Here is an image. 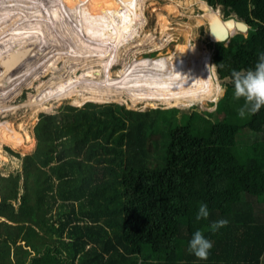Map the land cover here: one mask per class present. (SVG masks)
Listing matches in <instances>:
<instances>
[{
	"label": "trees",
	"instance_id": "1",
	"mask_svg": "<svg viewBox=\"0 0 264 264\" xmlns=\"http://www.w3.org/2000/svg\"><path fill=\"white\" fill-rule=\"evenodd\" d=\"M202 1L248 27L209 44L227 89L211 120L93 103L39 114L34 151L0 177V264H262L264 107L238 115L231 73L264 52V0ZM197 230L207 260L188 251Z\"/></svg>",
	"mask_w": 264,
	"mask_h": 264
},
{
	"label": "bare ground",
	"instance_id": "2",
	"mask_svg": "<svg viewBox=\"0 0 264 264\" xmlns=\"http://www.w3.org/2000/svg\"><path fill=\"white\" fill-rule=\"evenodd\" d=\"M17 1L18 5L17 7H15L9 6V4H4V0H0V30L2 31L3 27L5 29L8 27L12 28L8 29L7 32H5V34L7 35L3 38L2 42H13L16 38H18L19 36L16 37V35L18 34L16 29H18L19 27L24 31L29 30L30 33H32L33 30L43 32V24L39 26L38 24L34 23L35 20L39 21L40 23L45 22L43 27L46 29L49 37L53 33L50 29L51 21L59 20L63 23L64 26L65 24H67V27L64 28V33L69 34L70 32H72L75 39H77L73 40L74 42L71 43L77 44V41L79 42V45L77 44V50H72L68 47L64 51V53H70V56H67L66 54V58H69L70 63H73L75 67L69 68V71L65 70L66 75L64 76L61 74L62 76L58 80L52 82L50 81L49 83L41 82L40 85H37L35 88L37 92L36 95L29 96L27 99L28 104L26 105H28L29 107L34 106L39 110L47 109L48 105L45 106V104L48 100H61L72 97H74V101H72V103L76 106L82 105L85 102L103 104L114 100L119 101L120 103H126L127 100L128 102L138 100H160L164 103H170L171 100H176L184 96H190L194 98L198 80L209 75V56H206L205 53H201V56L205 55L203 57L202 66L198 68V70H194L193 68H191L190 70H192L193 73L192 75L190 73L191 76L189 78L183 77V73H185V70H187L185 69V62L189 58L191 59V54L193 51L192 49L191 51L190 48H188V44L185 45L186 47L184 46V49L187 50V54H182L174 51L172 53L170 52L167 56H162L159 54L157 55L159 57H156L155 59H147L143 57L139 58L135 56L141 54L143 51L139 50L145 48V46L148 44L151 46L150 48H152L148 52H155L164 48L169 38L167 35L169 23L165 18H162L160 38L157 39V37H154L148 32H145L142 36L138 37L140 30L143 29L144 24L146 23L144 21L145 18L142 14L143 0ZM20 2L23 3V6L19 7ZM92 2L98 4V10H91L90 7L92 5ZM198 4L199 9L203 12V14L201 15L202 18L206 19V21L208 22V26L210 29V40L213 42H217L220 39L224 38V33L221 30V20L218 18L217 14L214 13V10H212L202 0H198ZM14 8H17L18 10H16V13L14 12L12 14V12L15 11L13 10ZM167 8L169 12H176V7L172 5L168 6ZM100 10H103L104 12H106V14H112V19H117L120 24H113V20H111L109 16L96 15L100 13ZM16 17L19 18V20H17L18 23L17 21H13V23L12 20L14 18L16 19ZM68 20L69 22L66 23V21ZM75 23H83L85 24V28H81L80 30H78V28L73 25ZM106 23H108L110 27H112V32L108 30V32H111L112 35L105 33L104 26ZM15 24H18L19 27L16 26L18 28H15ZM14 29L16 32H13ZM100 32L107 35H101ZM10 33H13V35H15L8 38V35H10ZM89 34H96L97 37L89 36ZM0 35H4V30L2 31V33H0ZM56 36L58 37L57 32ZM42 37L45 38L44 36ZM66 37L68 38V36ZM163 37H166V39H164ZM34 40H36V38H34ZM131 48L134 49V52L131 51L134 57L127 61V58H124L123 54L124 52L127 53L126 51L129 49L131 50ZM46 55L47 54H44V56ZM52 55L54 56L53 53ZM22 56H20L18 60H14L13 63H19L20 65L27 63L26 61L29 55H27V59L19 61ZM14 57L15 56H13L12 58ZM58 57H61V54ZM63 58L65 59V57ZM61 59L62 57L60 58V60ZM46 60L47 57H45V60L41 61L45 62ZM58 61L59 60L56 58L54 61H52V64L50 62V66H52V68L56 67ZM66 62H68V60ZM39 64H41V62H39ZM52 68L47 69L44 74H42V76H45L47 73H49ZM115 68L117 69L114 70ZM30 70L24 68L21 71L17 70L14 73L10 72V75H7L8 78L6 80L7 83H5V86L2 82L3 78H1L0 76V97H3L2 93L3 91H5L8 83L10 82L9 79L11 76L14 77V83L16 84H18L19 82L23 83L27 80L24 84L27 83V85H31L33 82L32 77L33 79H38V77L35 76L28 78L30 76ZM166 71H170L171 75L174 73L179 74V78L170 79L169 76L166 77L165 74H161ZM157 79L164 81V84H156L155 80ZM12 91H14V88L12 89ZM14 93H18V90L14 91ZM13 96L15 97L16 94H13ZM123 96L126 97V100L123 99ZM32 111H34V109ZM6 132V136H9L8 141L14 140V138L11 136L12 133L10 131ZM27 138L29 139L28 135ZM32 144L33 143H31V145Z\"/></svg>",
	"mask_w": 264,
	"mask_h": 264
},
{
	"label": "rangeland",
	"instance_id": "3",
	"mask_svg": "<svg viewBox=\"0 0 264 264\" xmlns=\"http://www.w3.org/2000/svg\"><path fill=\"white\" fill-rule=\"evenodd\" d=\"M43 1H46V0H43ZM12 2H14V0L13 1L4 0V4H7V5L9 4V6L17 7L18 1L15 0L16 3L15 2L12 3ZM170 5L176 7V12L168 11L167 7ZM20 6H23V3L20 2L19 7ZM209 7L212 10H214V13L217 14L220 20H224L223 6L214 5V6H209ZM90 8L91 10L92 9L98 10L99 6L97 3L92 2V5ZM13 10L15 11H13L12 14L14 12L16 13L17 12L16 10L18 9L14 8ZM142 11H143L142 14L145 18L144 21L146 23L144 24L145 29L143 27V29L140 30L138 37L142 36L145 32H148L152 34L154 37H157V39L160 38V33H161L160 31L162 28L161 22H162V18H165L169 23V26H168L169 29L167 30V35L169 38L164 48L158 51H155V52L154 51L148 52L149 50L152 49L150 48L151 46L148 44L145 46V48H142L139 50V51H143L141 54L135 55V56L139 58L143 57L147 59H155L156 57H159L157 56L159 54L162 56H167L170 52L172 53L174 51H177L182 54H187V50L184 49V46L188 44V48H190V50L192 49L193 51L191 50L192 51V54H191L192 57L190 56L191 59L189 58L185 62V69L187 70H185V73H183L184 75L183 77L189 78L193 73L192 70L190 69L193 68L194 70H198V68H200L203 64L202 63L203 57L205 55L201 56V53H205L206 56H209V54L211 53V50H210L211 48L209 47V44L215 43L211 41L209 38L210 29L208 26V22L206 21V19L202 18L201 16L203 12L199 9L198 0H143ZM96 15L109 16L111 20H113V24H116V25L120 24L117 19L115 18L112 19V14H106V12H104L103 10H100V13ZM17 20H19L18 17H16V19L14 18L12 22L13 21L15 22ZM38 22L39 21L35 20L34 23L38 24L39 26H41L42 24L44 25L45 23V22L44 23H40V22L38 23ZM67 22H69V20L66 21V23ZM43 25H42L43 32H38V31L33 30V32L30 33L29 30L28 31L21 30L18 24H15L14 26L15 28L19 27L18 29H16L18 33L16 37L18 36L19 37L16 38L13 42H9V41L8 42L3 41L4 43L2 42L3 38L7 35L5 34V32H7V30L10 29L11 27L10 28L8 27L6 29L3 27L2 31L4 30V35L3 36L0 35V76L1 78H3L2 80V82L4 83L3 85L5 86V83H7L6 82L8 78L7 75H10V72L14 73L17 70L21 71L24 68L28 70L31 69L30 76L28 78H31L32 76L38 77V79H33L32 77V81H33L32 84L27 85V83L24 84L27 80L24 81L23 83L21 82H19L18 84L14 83L15 81L14 77L11 76L9 79L10 82L8 83L5 91H3L2 93L3 97L2 96L0 97V107H2L0 108V112H1L0 114V177L6 176L8 174H15V173L20 172L21 164H22L21 158L25 155L31 154L34 151L35 146H36V140L33 135V128H34V125L38 121L39 114L41 113L54 114L65 106L82 108L84 104L92 103V102H85L82 105L76 106L72 103V101H74V97H72V98L61 99V100H54V99L48 100L45 104V106L48 105L47 109L39 110L38 108L34 106L29 107L28 105H26L28 104L27 102L28 97L36 95L37 92L35 88L37 85H40L41 82L49 83L50 81L52 82V81L58 80L60 79L62 75L64 76L66 75L65 70L69 71L70 70L69 68L75 67L73 63H70L69 58H66L70 53L69 52L64 53V51L68 47L71 48L72 50H77L78 49L77 44L79 45V42L77 41V44L71 43V42H74L73 40H77L73 36V33L72 32H70L69 34L64 33V28L67 27V24H65L64 26L61 21L52 20L50 23V26H51L50 29L52 30L53 33L50 37L47 34V31L43 27ZM73 25L76 26L78 30H80L81 28H85V24L83 23H79V24L75 23ZM104 29H105V33L112 35L111 33L112 27H110L108 23L105 24ZM108 30H110L111 32H108ZM2 31L0 33H2ZM16 31L15 29L13 30V32H16ZM56 32L58 33V37L56 36ZM100 34L107 35V34H102L101 32ZM14 35L13 33H10V35H8V38ZM42 36H44L45 38H43ZM66 36H68V38ZM89 36L97 37L96 34H89ZM33 37L36 38V40H34ZM163 38L166 39V37H163ZM31 41H34V42H31ZM131 51L134 52V49L131 48V50L129 49L126 51L127 53L124 52L123 54L124 58L125 57L127 58V61L134 57ZM52 53L54 54V56L52 55ZM59 53L61 54V57H62L61 60H60L61 57H58L60 56ZM188 53H189V50H188ZM44 54H47L49 56L47 55L44 56ZM27 55H29L28 59L26 58ZM13 56L15 57L12 58ZM20 56L22 57L20 58L19 61L27 59L26 61L27 63H25L26 65L25 64L20 65L19 63H16V64L13 63V61L18 60ZM45 57H47V60L45 62L41 61V60H45ZM63 57H65V59ZM52 58L54 60L56 58L59 60L58 63L56 64V67H53V68L52 66H50V62L52 64L53 63L52 61H54ZM67 60L69 63L66 62ZM38 61L41 62V64H39ZM62 62H65L67 64L62 63ZM210 62H211L210 63V76H211L212 75L211 72L213 70L215 73V67L212 64L211 60ZM30 64H31V67H30ZM62 64L63 65L65 64V65L63 66ZM27 65L29 68L27 67ZM45 66H48V67H45ZM49 68H52V70L49 71V73H47L45 76L44 75L42 76V74H44V72ZM116 69L117 68H115L114 70ZM161 74L162 75L165 74L166 77L169 76L170 79L179 78V74L174 73L171 75L170 71H166ZM210 76L207 75L198 80L197 89L195 91L194 98L190 96H184L176 100H171L170 103H164L163 101L161 102L160 100H155V101L138 100V101H129V102L127 100L126 103H120L119 101L114 100V101L106 102L103 104H99V103H93V104H98V105L114 104V105L122 106L125 109L131 110L134 112H147L153 109L160 110V111L169 110V109H178L180 111V113L178 114V117H180L182 113H187V112L189 113L193 111L201 112L202 114H204L205 112H211L215 109V104L218 101L217 98L219 96L220 87H221V84L217 80L216 75L215 77L211 76L212 78H210ZM155 82L156 84H160V83L164 84V81H161L159 79L155 80ZM13 88H14V91L18 90V93H14V91H12ZM13 94H16V96L14 97ZM123 99L126 100V97L123 96ZM167 104H170V105H167ZM33 109L34 111H32ZM211 116L214 118L213 115ZM205 118H209V117L206 116ZM209 120L211 119L209 118ZM157 125L161 126V123L158 122ZM162 129L163 128H161L160 131H156V132L161 133ZM6 131H10L12 133L11 136L14 138V140L8 141L9 136H6V133H7ZM25 132H27L28 134ZM27 135L29 139L27 138ZM249 138L251 140H257L259 139V135H255L251 133L249 135ZM31 143L33 144L31 145Z\"/></svg>",
	"mask_w": 264,
	"mask_h": 264
},
{
	"label": "clouds",
	"instance_id": "4",
	"mask_svg": "<svg viewBox=\"0 0 264 264\" xmlns=\"http://www.w3.org/2000/svg\"><path fill=\"white\" fill-rule=\"evenodd\" d=\"M231 80L234 85L233 96L235 99H244L245 103L238 109V115L244 118L248 114H255L264 107V52L258 54L255 65L247 70H233ZM227 89L220 87L218 100L223 98ZM209 210L206 203H201L196 219L207 218ZM228 221L221 219L211 225L213 230L225 227ZM213 244L205 238L200 230L195 231L188 241V251L200 260H207Z\"/></svg>",
	"mask_w": 264,
	"mask_h": 264
},
{
	"label": "water",
	"instance_id": "5",
	"mask_svg": "<svg viewBox=\"0 0 264 264\" xmlns=\"http://www.w3.org/2000/svg\"><path fill=\"white\" fill-rule=\"evenodd\" d=\"M221 24V30L224 33V38L220 39L218 42H227L231 36L237 33L246 34L248 29L246 24L240 21H236L232 18L221 20ZM198 113L205 116L201 112Z\"/></svg>",
	"mask_w": 264,
	"mask_h": 264
},
{
	"label": "built area",
	"instance_id": "6",
	"mask_svg": "<svg viewBox=\"0 0 264 264\" xmlns=\"http://www.w3.org/2000/svg\"><path fill=\"white\" fill-rule=\"evenodd\" d=\"M210 63H211V62H210V60H209V61H208V73H209V76H210ZM211 74H212V75H211L212 77H213V76L215 77L214 70L211 72ZM211 76H210V78H212Z\"/></svg>",
	"mask_w": 264,
	"mask_h": 264
},
{
	"label": "crops",
	"instance_id": "7",
	"mask_svg": "<svg viewBox=\"0 0 264 264\" xmlns=\"http://www.w3.org/2000/svg\"><path fill=\"white\" fill-rule=\"evenodd\" d=\"M209 60H211V53L209 54ZM53 212H55V209L53 210ZM262 264H264V261H262Z\"/></svg>",
	"mask_w": 264,
	"mask_h": 264
}]
</instances>
